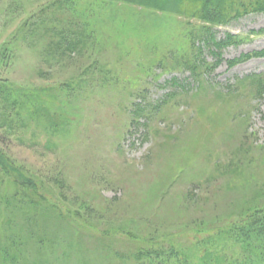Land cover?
<instances>
[{
  "label": "rangeland",
  "instance_id": "374dc122",
  "mask_svg": "<svg viewBox=\"0 0 264 264\" xmlns=\"http://www.w3.org/2000/svg\"><path fill=\"white\" fill-rule=\"evenodd\" d=\"M204 25L0 0V264L242 262L264 211V13L215 27L223 49Z\"/></svg>",
  "mask_w": 264,
  "mask_h": 264
},
{
  "label": "trees",
  "instance_id": "16d2710c",
  "mask_svg": "<svg viewBox=\"0 0 264 264\" xmlns=\"http://www.w3.org/2000/svg\"><path fill=\"white\" fill-rule=\"evenodd\" d=\"M136 5L151 7L163 12L177 14L188 19L201 20L209 25H204L203 29L211 31V40L205 39L206 42H211L216 49H223L228 47L229 42L233 41L235 35H228L226 41H218L213 34L215 27L229 24L230 22L240 19L244 16L254 13H264V0H128ZM61 7V6H60ZM100 9V7H98ZM71 24V25H70ZM74 21L69 19V22L64 25L61 31L69 34H74V30L68 28L72 26ZM68 28V29H66ZM52 28H50L51 30ZM56 30H60L58 27ZM81 33V32H80ZM68 34V37H69ZM73 36V35H72ZM66 37V36H65ZM70 38V37H69ZM68 40V38H65ZM70 42V40H68ZM228 41V42H227ZM74 46V42L70 44ZM69 49V48H68ZM73 50V49H72ZM255 54L264 56V51L256 52ZM248 56V55H247ZM242 59H235L229 61L231 66H235ZM255 93L258 95L264 94V78L253 81ZM4 87H0V96L7 97ZM0 166L11 168V163L6 159L3 153L0 152ZM13 169V168H12ZM14 170V169H13ZM263 211V210H262ZM256 211L253 219L244 230H241L238 240L243 247L244 258L242 262L234 261L230 264H264V211ZM250 247H253L250 248ZM255 248V249H254ZM250 252L252 256H248ZM258 256H257V255Z\"/></svg>",
  "mask_w": 264,
  "mask_h": 264
}]
</instances>
